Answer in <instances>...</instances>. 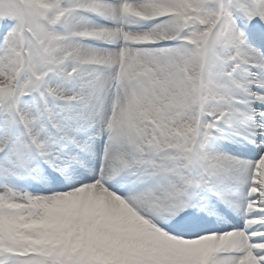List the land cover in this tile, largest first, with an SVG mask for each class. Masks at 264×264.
<instances>
[{"label": "snow or ice", "instance_id": "snow-or-ice-1", "mask_svg": "<svg viewBox=\"0 0 264 264\" xmlns=\"http://www.w3.org/2000/svg\"><path fill=\"white\" fill-rule=\"evenodd\" d=\"M0 264H264V0H0Z\"/></svg>", "mask_w": 264, "mask_h": 264}]
</instances>
